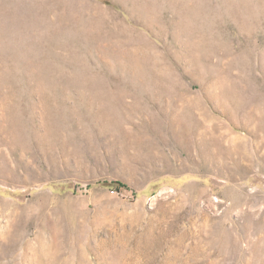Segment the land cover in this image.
Returning <instances> with one entry per match:
<instances>
[{
    "label": "rangeland",
    "instance_id": "1",
    "mask_svg": "<svg viewBox=\"0 0 264 264\" xmlns=\"http://www.w3.org/2000/svg\"><path fill=\"white\" fill-rule=\"evenodd\" d=\"M0 264H264V0H0Z\"/></svg>",
    "mask_w": 264,
    "mask_h": 264
}]
</instances>
